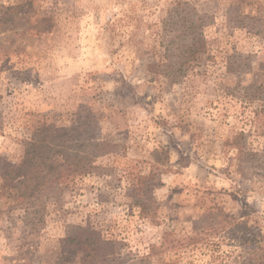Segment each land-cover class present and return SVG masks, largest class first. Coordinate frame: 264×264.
I'll return each mask as SVG.
<instances>
[{
	"label": "rangeland",
	"instance_id": "rangeland-1",
	"mask_svg": "<svg viewBox=\"0 0 264 264\" xmlns=\"http://www.w3.org/2000/svg\"><path fill=\"white\" fill-rule=\"evenodd\" d=\"M6 160L0 264H264V0H0Z\"/></svg>",
	"mask_w": 264,
	"mask_h": 264
},
{
	"label": "trees",
	"instance_id": "trees-1",
	"mask_svg": "<svg viewBox=\"0 0 264 264\" xmlns=\"http://www.w3.org/2000/svg\"><path fill=\"white\" fill-rule=\"evenodd\" d=\"M241 135L244 136V132H242ZM236 147L240 151L243 150L242 145H240L238 142ZM0 173L2 178L8 184H12L14 180L20 177L25 180V183H28L27 180L32 177L28 168L23 169L21 164L17 165L7 160L4 162L3 166H0ZM150 185L155 186L159 185V183L152 179L151 174L139 176V181L132 186L133 204L139 206L140 214L142 216L150 219L151 221H155L157 206L152 202V198L149 194ZM40 186H42V184H36L33 190L31 189L29 192H26L22 195H28L27 193L31 194L33 193L34 189H37ZM244 223V221L241 222L242 225H244ZM115 243H117L116 240L104 238L98 232L94 231V244H97L98 248L96 253H99V250L102 249L108 250V248H113ZM261 260V258L258 259L257 264H263Z\"/></svg>",
	"mask_w": 264,
	"mask_h": 264
}]
</instances>
